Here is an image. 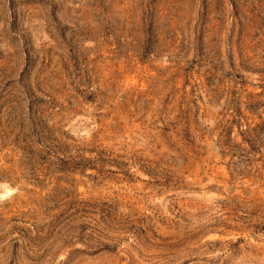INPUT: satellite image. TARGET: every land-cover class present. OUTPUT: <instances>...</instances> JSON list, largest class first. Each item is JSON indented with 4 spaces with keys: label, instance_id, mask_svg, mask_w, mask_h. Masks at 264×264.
<instances>
[{
    "label": "rangeland",
    "instance_id": "rangeland-1",
    "mask_svg": "<svg viewBox=\"0 0 264 264\" xmlns=\"http://www.w3.org/2000/svg\"><path fill=\"white\" fill-rule=\"evenodd\" d=\"M0 264H264V0H0Z\"/></svg>",
    "mask_w": 264,
    "mask_h": 264
}]
</instances>
